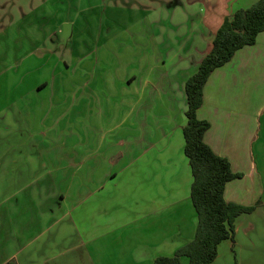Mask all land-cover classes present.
Returning <instances> with one entry per match:
<instances>
[{"label": "crops", "instance_id": "obj_1", "mask_svg": "<svg viewBox=\"0 0 264 264\" xmlns=\"http://www.w3.org/2000/svg\"><path fill=\"white\" fill-rule=\"evenodd\" d=\"M188 1L194 18L159 23L130 69L88 65L83 84L54 85L61 96L16 104L0 138V264H153L194 239L185 83L223 20L258 0ZM197 117L210 124L205 143L243 175L225 201L260 202L212 264H264V32L211 74Z\"/></svg>", "mask_w": 264, "mask_h": 264}, {"label": "rangeland", "instance_id": "obj_2", "mask_svg": "<svg viewBox=\"0 0 264 264\" xmlns=\"http://www.w3.org/2000/svg\"><path fill=\"white\" fill-rule=\"evenodd\" d=\"M186 3L187 0H0V138L4 140L6 130H14L10 126L14 116L18 117L16 104L24 98L36 101V93L43 101L61 96L54 85L83 84L88 77L82 69L90 68L88 65L112 67L117 62L130 69L132 58H137L131 56L142 54L148 45L146 38L154 34L159 23L174 20L175 13L179 19L194 18L189 9L192 5ZM117 35L119 38L113 40ZM102 45L106 46L104 51ZM119 57L122 58L117 61ZM66 66L73 71H66ZM96 72L99 76L101 69ZM36 83L43 87L39 90ZM25 108L27 124L31 126L27 132L35 131L36 115L32 110L36 106ZM38 109L53 114L51 106ZM62 124L66 128L67 122Z\"/></svg>", "mask_w": 264, "mask_h": 264}, {"label": "trees", "instance_id": "obj_3", "mask_svg": "<svg viewBox=\"0 0 264 264\" xmlns=\"http://www.w3.org/2000/svg\"><path fill=\"white\" fill-rule=\"evenodd\" d=\"M264 32V0L249 8L239 9L226 17L214 33L209 51L200 60L198 68L185 83L187 109L186 124L182 129L183 153L187 158L192 183L190 199L197 218L194 239L179 248L172 256L158 257L153 264H212L218 255V246L225 240L234 242L235 220L250 214L260 204L245 207L224 199L227 183L241 179L234 173L227 158L219 156L205 143L209 122L197 117L203 105V90L217 69L232 60L235 53L255 44Z\"/></svg>", "mask_w": 264, "mask_h": 264}]
</instances>
